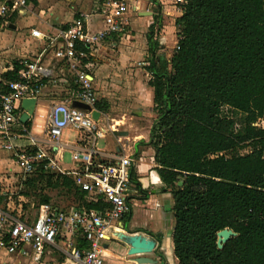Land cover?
Here are the masks:
<instances>
[{
    "label": "trees",
    "instance_id": "1",
    "mask_svg": "<svg viewBox=\"0 0 264 264\" xmlns=\"http://www.w3.org/2000/svg\"><path fill=\"white\" fill-rule=\"evenodd\" d=\"M160 9L146 34L156 113L149 145L161 189L173 199V255L177 264H264V0H185L168 61L156 55ZM21 68L15 61L1 74L0 90ZM44 164L18 184L19 196L37 199L35 212L49 203L46 190L86 204L70 176ZM225 228L236 236L218 249Z\"/></svg>",
    "mask_w": 264,
    "mask_h": 264
},
{
    "label": "crops",
    "instance_id": "2",
    "mask_svg": "<svg viewBox=\"0 0 264 264\" xmlns=\"http://www.w3.org/2000/svg\"><path fill=\"white\" fill-rule=\"evenodd\" d=\"M70 2V8L66 9L65 6L60 4L56 0H28L26 7L9 16L4 23L0 22V86H1V74L13 69V63L17 61L21 66L31 59L36 58L40 53L44 54L41 57L44 64L51 71V76L44 79V86L36 99L33 115L25 122L19 121V117L23 113L22 108L19 105L17 109L18 124L15 126V130L22 127H26L28 131L27 137L20 138L13 142V146L16 148L30 147V141L33 140L36 146L46 149L47 138L45 134L46 121L39 132H35L34 129L37 124L34 123V114L39 102L49 109L54 103H59L63 100H74L75 88L72 85L74 73L68 72L67 66L64 62L53 58L52 48L48 47L47 40L37 39L30 35L32 28L38 29L41 33L47 36H54L59 30L65 29L73 18L81 17L84 19V24L89 32H95L102 27V20L100 15V8L102 6V0H100L99 12L95 14L87 13L89 0H67ZM90 3V2H89ZM160 5V4H159ZM163 3L161 2L160 8L162 9ZM160 9V13H161ZM151 13V14H150ZM165 13V12H164ZM138 18L134 19L131 25L137 27V23H142L145 28L144 36L146 40V34L149 26L153 23V9L152 7L146 8L144 11L139 10L136 12ZM181 12L175 16V19L179 17ZM99 17L101 21L100 27H95L93 20ZM160 26H156L157 33L155 38L158 45L167 43V47H171L170 44L176 43L177 36L173 35L172 29L176 28L175 23L173 26L163 24L162 14L160 15ZM174 19V21H175ZM137 21V22H136ZM130 25V24H129ZM65 26V27H64ZM64 27V28H63ZM167 28H170L169 34H167ZM128 30V31H127ZM127 30L121 34L112 36L110 39L103 40L95 44L90 50L89 55L82 62L81 70L87 72L92 78V85L95 90L98 102L105 104L106 109H98L95 105V109L99 112L98 124L100 126L109 127L103 138L107 139L110 136L111 142L106 143L103 148H98L105 152L108 156L118 152L124 147L127 154H132L135 163L131 168V171L135 173L136 183L131 182L130 187V205L131 200L136 199L138 208L143 211L144 216L147 218V226L141 227V225H135L132 219L134 218L132 213V206L130 214L126 221H121L116 224L117 230H112L109 236L114 234V231H123L127 235H140L146 240L153 242V251L147 255L150 258L157 259V264H177V260L173 255V244L171 240V232L174 225L173 218V199L171 193L165 189H161L162 182L155 170V164L153 162V149L148 145L150 149V162L146 164L145 160L140 158L147 151H141L138 153L136 145L145 144L144 140H141L142 135L139 133H132L134 130L140 129L135 124V119H140L138 114L141 110L145 113L149 107L153 110V89L148 85L150 79V73L146 70L148 64L147 59L141 62L144 65L143 68L136 67L139 65L138 60L143 56L148 57L145 51H142V47L137 44V37L140 36V29L127 28ZM163 33L159 39L158 35ZM135 41H134V40ZM146 42V43H145ZM143 41V44L147 45V40ZM171 44V45H172ZM148 51V45H147ZM146 54V56H145ZM161 58L167 59L165 56ZM168 57V55H167ZM149 75L148 80L144 83L142 74ZM4 85V84H3ZM4 90V89H3ZM3 90H0L2 92ZM122 114L119 121H124L120 130L117 127L120 124H106L105 112L108 108H114ZM147 107V108H146ZM47 109V110H48ZM131 112L133 116L130 115ZM48 113V112H47ZM47 117V116H46ZM156 116H154L155 118ZM153 118V119H154ZM118 122V121H116ZM150 124L148 128L151 129ZM148 126V125H146ZM150 129L148 135H150ZM71 132L72 130H65ZM74 132V131H72ZM127 134V139L131 142L132 146L127 148L121 143V137ZM149 137V136H148ZM80 138L77 132H74L72 139L65 138L60 139L61 142L75 143ZM2 138L0 137V183L2 195L0 198V209L9 213L11 216L19 217L20 219H34V215L31 218L28 215H24L22 206L16 210L18 214H12L14 208H11L12 196L18 195L13 187L18 188L19 180L21 177L20 170L15 162V157L11 151L2 148ZM69 147V148H71ZM69 153L68 148L59 149L53 148V155L59 160L61 167L71 169L73 163L70 159V163L64 162V153ZM152 152V153H151ZM140 160V161H139ZM16 168V169H15ZM18 173V175H17ZM16 193V194H14ZM23 199V196H19ZM81 205V204H80ZM77 203H73L72 207L80 206ZM58 207V206H57ZM71 207V208H72ZM166 207L168 209H166ZM61 208H70L61 206ZM12 209V210H10ZM24 216V217H22ZM122 225H124L122 227ZM119 228V229H118ZM155 234H160L161 239L158 240ZM78 239H72L73 244L78 247H84L78 243ZM114 242L115 246L109 247V244ZM129 247L125 246L122 242L115 239L105 240L104 247V264H135L132 262V256L127 254ZM67 242L64 238L58 236L54 246H48L45 248L39 261L33 259V253L30 247H26L24 253H7L4 249L0 248V264H70L68 257ZM57 258V259H54Z\"/></svg>",
    "mask_w": 264,
    "mask_h": 264
},
{
    "label": "built area",
    "instance_id": "3",
    "mask_svg": "<svg viewBox=\"0 0 264 264\" xmlns=\"http://www.w3.org/2000/svg\"><path fill=\"white\" fill-rule=\"evenodd\" d=\"M28 0H0V22L14 13L23 10ZM176 4L185 0H175ZM124 0H102L100 15L102 27L89 32L81 17L73 18L65 29L54 36H47L38 29L32 28L30 35L37 39L47 40L52 48L53 58L64 62L68 72L74 73L72 85L75 88L74 100L95 109L98 102L90 75L81 70L83 58L97 43L123 34L129 25L130 11H139ZM88 50L85 53L80 48ZM45 52V51H44ZM43 53L25 63L18 71L17 81L6 82V90L0 92V137L2 148L11 151L20 170L21 177L31 174L35 166L45 162L44 168L51 172L70 176L78 189L84 193L86 204H96L98 208L81 204L78 207L61 208L49 203L40 205L34 219L11 216L0 209V248L7 253H24L30 247L33 259L39 261L48 246H54L58 236L67 242L70 264H104L105 240L115 239L109 236L116 224L130 214L131 168L135 162L132 154H127L124 147L112 155H107L97 147L99 139L109 131V127L100 126L98 119L91 117V111L73 107L71 101L63 100L54 103L48 109L46 117V149L36 146L16 148L13 142L27 137V128L15 130L18 124L17 109L23 99H37L44 86V79L51 76V71L42 60ZM77 132L80 138L72 144L61 142L64 130ZM28 138V137H27ZM30 139V138H28ZM71 147V148H69ZM56 151L69 149L73 163L71 169L61 167L54 157ZM29 149V150H28ZM31 149H35L33 152ZM2 195L0 183V196ZM119 229V228H118ZM81 238L86 246L78 247L72 239Z\"/></svg>",
    "mask_w": 264,
    "mask_h": 264
},
{
    "label": "rangeland",
    "instance_id": "4",
    "mask_svg": "<svg viewBox=\"0 0 264 264\" xmlns=\"http://www.w3.org/2000/svg\"><path fill=\"white\" fill-rule=\"evenodd\" d=\"M58 1L60 4H64L63 6H65L66 9H71L70 8V2H68L67 0H56ZM117 1H121V0H117ZM125 2H127L129 5H130V8L131 6H134V7H139L140 10L144 11L146 8H148L149 6L152 7L153 10H155V8L157 7V5H161V2L163 3L162 5V9H161V13L160 15L162 14V20H163V24L165 23V25H169V26H173V22H174V19H175V16L176 14L178 15L179 14V11L181 12L180 8H179V5L176 4L175 0H124ZM90 2V3H89ZM89 2L87 3L88 5H90L87 9V13L89 14H95L97 12H99V8H100V0H89ZM165 12V13H164ZM138 16L136 14V11H130L129 14H128V21H129V24L127 26V28H138L140 29L138 32H140V36L137 37V44H139L140 47H142V51H145L148 55V51H147V45L143 44V41L145 42V34L143 33L144 30L143 28L144 25H142V23H137V27H133L134 25H131L132 24V21L134 19L137 20ZM94 26L95 27H100L101 26V21L99 19V17H96L95 20L92 21ZM137 22V21H136ZM160 24L161 23V20H160ZM127 30V29H126ZM172 33L173 35L175 36L176 33L178 32V29L174 28L172 29ZM128 31V30H127ZM169 31H170V28H167V34H169ZM163 33L161 34L160 32V35H158V38H160V36H162ZM134 40V39H133ZM135 41V40H134ZM146 43V42H145ZM172 44V43H171ZM170 44L171 47H167L168 44L167 43H164L163 45H158L157 47V51H156V55L157 56H165L167 59H169L172 55V53L174 52L175 48H176V43H173L172 45ZM168 55V57H167ZM146 56V54H145ZM148 57H142L141 59L138 60V64H136V67H140V68H143L144 65L141 64V62H144L145 59H147ZM168 67V70H169V66ZM142 79H143V82L145 83L148 78H149V75L147 76V74H142ZM147 108V107H146ZM48 108L45 107L42 102H39L38 105H37V108H36V112L34 114V123L37 124V127L34 129V131L36 132H39L41 130V127L44 126L45 124V121H46V116H47V110ZM149 110L147 112L149 113H145L144 111H146L145 109L144 110H141L140 111V114H138V116L140 117V119H133L135 121V124H137L140 129L138 130H134L132 131V133H139L138 135H142L143 137H141L142 139L141 140H144V142H146L145 144H139V145H136V147L138 148V153L140 155V152L141 151H147L145 154H143L140 158H142V160L144 159L146 164H148L150 162V147L148 145V140H149V129L148 128L150 126V124L152 123V121L154 122L155 118L154 116H156V113L154 111H152V108L149 107L148 108ZM131 116H133V114L131 112H129ZM121 113L116 109V107L114 108H108V110L105 112V123L106 124H115L116 121H118L117 123L120 124L117 129L120 130V127L123 126L124 124V121H119V119L121 118ZM154 118V119H153ZM115 120V121H114ZM148 125V126H146ZM258 125L259 126H262L264 127V120H260L258 122ZM74 136V132H66L65 130L63 131L62 133V136H61V139H65V138H70L72 139ZM111 139L110 136L108 135L107 139L105 138L104 140L103 139H99L98 142H97V146L99 148H103L105 145H107L106 143H110L111 142ZM121 143L127 148L129 145L133 147V145L131 144V142L129 141V139H127V134H125L124 136L121 137ZM247 150H243L241 151V153H245ZM152 153V152H151ZM140 161V160H139ZM64 162L66 164H69L70 163V160H69V153H64ZM135 163V162H134ZM16 169V168H15ZM18 175V173H17ZM13 189H15L16 191L15 192H18V188H15L13 187ZM45 193L48 195V197L50 198L49 200V203L53 206H58V207H61V206H65V207H72V204H73V200L67 196L66 194H61L59 190H46ZM16 194V193H14ZM37 199L35 198H32V197H29V198H24L23 199H20L18 197V195H14L12 196V203H11V208H14V210L12 211V214H18L17 213V209L19 208V206H22L23 207V210H24V215H28L30 218L31 216L34 215V212H35V202H36ZM131 206H132V213H133V219L132 221H134L135 225H141V227H146L148 224H147V218L146 216H144V213L142 210H140L138 208V205L136 203V199H133L131 200ZM166 209H168L166 207ZM12 210V209H10ZM24 217V216H22ZM112 246H115L114 242H111L109 244V247L111 248ZM54 259H57V258H54Z\"/></svg>",
    "mask_w": 264,
    "mask_h": 264
},
{
    "label": "water",
    "instance_id": "5",
    "mask_svg": "<svg viewBox=\"0 0 264 264\" xmlns=\"http://www.w3.org/2000/svg\"><path fill=\"white\" fill-rule=\"evenodd\" d=\"M151 14V13H150ZM36 99L30 98V99H23L20 103V107L23 110V113L19 117V121L22 123H25L30 116L33 115V111L35 108ZM71 105L73 107L82 109L84 111H91V117L93 120H97L99 116V112L97 110H91V107L83 104L77 100H73ZM150 141L152 140V137L150 136ZM124 225H122L123 227ZM119 237H117V233L115 234V237L118 241L122 242L125 246L129 247L127 254L129 256H132L131 260L135 264H157L158 260L150 258L148 256H144L149 254L153 251V242L146 240L144 237L140 235H127L125 233L118 234ZM217 240L216 245L218 249H222L223 245L230 240L232 237L236 236V233L233 232L231 229L225 228L217 232L216 234Z\"/></svg>",
    "mask_w": 264,
    "mask_h": 264
},
{
    "label": "bare ground",
    "instance_id": "6",
    "mask_svg": "<svg viewBox=\"0 0 264 264\" xmlns=\"http://www.w3.org/2000/svg\"><path fill=\"white\" fill-rule=\"evenodd\" d=\"M115 121V120H114ZM116 125L118 124L117 122L115 123ZM115 230H117V229H115ZM117 233V237H119L118 236V234H121V233H123V231H122V229H121V231H114V235Z\"/></svg>",
    "mask_w": 264,
    "mask_h": 264
}]
</instances>
